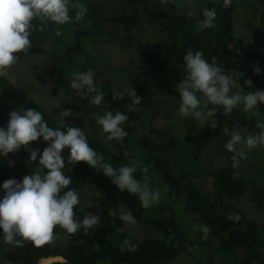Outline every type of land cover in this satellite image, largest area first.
Returning a JSON list of instances; mask_svg holds the SVG:
<instances>
[{"label":"trees","instance_id":"obj_1","mask_svg":"<svg viewBox=\"0 0 264 264\" xmlns=\"http://www.w3.org/2000/svg\"><path fill=\"white\" fill-rule=\"evenodd\" d=\"M97 1L79 0L87 7L86 14L79 21L75 19L76 9L71 6L70 23L57 24L44 18L34 19V28L29 37L31 47L26 53L47 55L48 43L54 41L57 49L51 54V73L57 85L84 98H92L95 93L73 89L70 82L77 72L92 70L95 74V87L103 93V100L98 105V114H93L95 110L90 109L95 108L94 104L87 102L85 115L92 119L100 118L108 111L113 114L120 111L128 117L121 125L128 134L118 140L120 144L117 143L118 150L114 152L117 153L116 156H110L107 147L85 129L84 124L87 122L81 120L79 128L83 130L87 143L94 151L113 157L109 163L114 168L131 165L135 161L137 170L134 176L140 182H146L151 190L153 188L161 191L160 199L149 208L142 207L137 195L129 194L126 190L120 192L111 180L103 175L102 170L90 168L84 162H77L70 168L69 150L65 148L62 153L65 160L62 172L72 178V183L68 188L62 189L60 195L69 189L82 192L88 183L93 182L99 189L95 198L100 217L98 225L87 230L81 227L74 234L67 233L57 225L53 231V239L40 247L34 246L30 241H24L22 247L8 243L0 229V264H41V260L56 256L62 257L70 264H165L174 261L182 253H187L204 264H264V223L246 219L244 212L236 211L228 204L241 198L251 183L255 210L264 211V187L260 185L264 180V146L252 149L245 147V158L240 159L243 165L236 168L227 164L217 170L214 176L209 177L212 178L209 192L205 191L202 182H190L186 189L177 180L178 176L175 173L173 175L170 164L172 162L174 171L186 168L182 175L188 171L191 176L201 179V169L199 171L195 168L196 162L189 161L190 157L197 149L211 146L213 143L219 145L218 149L227 152L225 144L229 138L223 129L228 126V131L231 132L234 125L238 130L239 127H247L249 118L246 111L236 107L225 115L222 106L209 104V107L216 108L217 112L213 117L217 121L215 129L206 124L202 132L185 138L183 145L177 147V142L170 140L168 145L163 147L153 133L151 136L145 132L144 127L148 121L154 133H165L164 135L169 136L166 131H156V120L161 117L153 111L148 112L145 107L137 111L133 108L146 103V90L135 83L122 96L113 100V94H118L114 89L115 82L98 67L94 68L92 62H99L97 41L113 39L123 45L121 36L114 34L115 29L121 26L124 33L129 34L139 26L141 19L146 17L152 21L156 20L162 27V32L166 34L164 39L157 42L147 59L149 63H153L159 77L167 69L160 56L172 58L175 63L184 65L183 57L188 49L193 52L201 51L209 63L215 56L219 66L230 73L232 68H235L236 61L262 56L260 52L247 48L242 36L238 33L235 35L234 19L238 0H231L228 7L224 6V0H189L195 3L191 15L165 9L157 4V0H152L153 3L146 0H119L118 8L111 7L112 0H102L104 3ZM257 1L264 9V0ZM205 8L214 9L217 16L212 28L200 31L198 22L203 19L202 10ZM41 28L44 30L41 31ZM14 55L18 56L19 53ZM0 84V127L7 125L11 111H19L24 107L39 111L49 127L65 130L55 115L43 108L26 89L10 84L3 77L0 78ZM262 86L264 87V83L260 87ZM133 88L137 96L142 98L139 105L133 104ZM175 99L177 100L178 96ZM260 106L264 107V104ZM260 109L263 112L261 115L255 116L252 113L256 121H264V108ZM38 139L41 141L39 146L30 142L28 147L42 152L47 147V142L42 137ZM18 152L24 163L16 169L0 154V199L4 196L2 185L6 180L16 179L21 182L25 175L39 172L43 176L47 172V169L39 164V157L37 161L29 160V153L24 146H21ZM229 155L232 156L233 153L229 152ZM226 158L231 159L229 156ZM137 162H141L142 167H147L148 171H141ZM245 172L247 184L243 175ZM253 176L258 178L251 180ZM206 179L208 178H204ZM83 206L79 197V203L74 206V218L78 222H82L86 215ZM121 207L129 209L136 222L143 225L144 239L125 232L126 222L120 219L119 213ZM181 212L188 215L184 214L181 218ZM231 214H236L239 218L233 216L230 219ZM186 216H189V219ZM201 224L210 229L206 239L202 238L205 234L196 227ZM59 234L68 239L65 246L58 244ZM125 241L128 243L125 244ZM239 250L245 251L243 259H240Z\"/></svg>","mask_w":264,"mask_h":264},{"label":"clouds","instance_id":"obj_2","mask_svg":"<svg viewBox=\"0 0 264 264\" xmlns=\"http://www.w3.org/2000/svg\"><path fill=\"white\" fill-rule=\"evenodd\" d=\"M168 2L169 0H162L163 5ZM230 4L231 0H224L225 7ZM70 6L76 9L75 19L77 21L81 20L87 12L86 5L80 3L79 0L76 2L73 0H0V76L5 75L4 69L18 61L19 57L14 55L15 53H26L31 47L29 37L34 28L32 21L44 18L57 24L70 23L72 20V17L69 16ZM202 16L203 19L198 22L199 30L212 28L217 16L216 11L205 8L202 10ZM183 60L186 75L178 84L174 82V90L180 95L179 113L186 118L190 117L198 121L201 129L206 124L212 129L217 127V121L213 119L217 113L216 108H210L209 104L222 106L225 115L231 113L238 105H243L244 110L249 111L255 110L258 103L264 104V90L247 93L244 91L242 93L234 92L233 90L237 87L242 89L237 82L236 75L241 76L243 73L227 72L224 67L219 66L215 56L209 63L201 51L193 52L188 49ZM253 69L254 74H260L258 66L254 65ZM94 75L90 69L85 72H77L72 78L70 86L73 89L95 93L90 103L99 105L103 100V93L95 87ZM244 83L245 86L252 87L250 79L245 80ZM133 84L134 82L131 87ZM168 85L172 87L173 84ZM126 91L121 94L114 93L113 100L122 96ZM174 95L177 96L175 93ZM131 96L134 105L141 103L142 98L137 96L134 88ZM73 115L71 109L61 111L57 119L65 130L53 129L48 126L39 111L34 108L21 107L19 111H11L8 114L7 125L0 127V154L7 156L8 153L17 152L21 146H24L29 153V160L37 161L39 157V164L47 169L43 176L37 172L25 175L21 182L16 179H8L3 183L4 196L0 199V229L3 231L6 242L22 247L24 241H30L34 246L40 247L53 239V231L57 225L67 233L74 234L81 227L87 230L99 223L100 217L91 213H86L82 222H78L74 218V206L79 203L78 194L74 189H69L60 195L61 190L68 188L72 183V178L65 176L62 172L65 167L62 153L65 148L69 150V163L74 166L77 162H84L90 168L102 170L103 175L109 178L120 192L126 190L129 194L137 195L142 207L149 208L159 201L161 196L159 190H151L147 183L142 184L134 176L137 170L135 161L131 165L114 168L111 163L104 160L102 154H98L89 146L82 129L66 126L64 118ZM127 119V115L120 111L115 114L108 111L98 118L96 123L104 133L108 134L107 140H122L128 134L121 127ZM255 126L259 131L255 134L248 132L246 136L241 135L243 129L240 127L238 130L234 125L231 132L227 127H224L223 132L230 136L225 148L228 152L233 153L231 157L233 167H237L240 159L245 158V147L252 149L264 146V121L257 122ZM165 130L164 123L163 127L156 128L157 132ZM39 137L47 142V147L42 152L39 149L28 147L30 142L37 141ZM195 168L200 169L197 166ZM141 171L146 173L148 168L142 167ZM181 171L182 175L183 170ZM201 172L204 173L202 170ZM182 176L184 179L187 177L188 185L190 182H197L200 179L197 176H191L188 171ZM199 176L204 186V182L207 180L204 178L208 177L206 173ZM179 179L178 176L177 180L179 181ZM181 185L187 189L188 185L183 182ZM204 188L206 187L204 186ZM209 189H205V191ZM233 216L236 219L239 218L236 214H231L229 218L231 219ZM120 219L129 224L136 223L135 217L130 212L121 213ZM196 227L205 234L202 238L206 239L210 229L203 224ZM17 237L20 239H16ZM127 243L125 241V244Z\"/></svg>","mask_w":264,"mask_h":264},{"label":"rangeland","instance_id":"obj_3","mask_svg":"<svg viewBox=\"0 0 264 264\" xmlns=\"http://www.w3.org/2000/svg\"><path fill=\"white\" fill-rule=\"evenodd\" d=\"M146 1L153 3L152 0ZM94 2H96V0H94ZM97 2L104 3L102 0H98ZM112 2L113 4L111 7H120L119 0H112ZM237 2L238 7L236 18L234 19L235 35L238 33L242 36L241 38L244 39L246 47L260 52L262 56L252 60L236 61L235 68L233 67L230 73H243L241 76H239V74L236 75L237 82H239L242 89L237 87L233 91L239 93L244 91L247 93L249 91L255 92L257 90H264L263 86L260 87L264 83V9L259 6L260 4L257 0H238ZM157 4L165 9L173 10L186 15H191L195 8V3L190 2L189 0H169V2L164 5L162 0H157ZM114 34L121 36L123 39V45H119V42H115L113 39L112 41H97L96 44L98 45L100 63L94 61L92 62L95 65L94 68L98 67L99 70L101 69L103 73L115 82L114 89H116L117 93L121 94L129 89L133 82L146 90V103L139 108L136 107L135 109L137 111L145 107L148 112L153 111L158 117H161L156 120L158 121L157 123L154 121V124L156 123L155 127L157 129L161 128L164 123L166 128L165 131L169 134V136L164 135L165 133L162 135L154 133L152 125H150L148 121L144 124L145 132L150 133L151 136L153 133V136L163 147H166L170 140L177 142L178 147L179 145H183L185 143V138L191 137L194 133L202 132L206 125L201 129L198 121H195L190 117L186 118L179 113L180 95L176 90H174V82H177L176 84H178L186 75L183 65L175 63L172 58L160 56V59L165 61L167 69L162 72L161 77H159L158 73L154 70L153 63H149L147 61L148 55L154 51L157 42L166 37V34L162 32L160 24L156 20L152 21L144 17L141 19L139 26L134 28L131 33L125 34L120 26L115 29ZM56 49L57 44L54 41H51L48 43L47 55H30L25 52H20L18 55V61L11 67L4 69L5 75L0 76V78L3 77V79L10 84L26 89L43 108L53 113L56 118L59 116L61 111L71 109L74 115L64 118L66 126L79 128L81 120L87 122L84 124L85 129L98 138L107 147L110 156H116L115 154L117 153L114 152H116V149L118 150V144H120V142L115 139L111 141L107 140L106 137L108 134L104 133L102 128L96 123L98 118L91 119L85 115L84 109H86V103H90L91 98H84L78 94L70 93L57 85L55 78L51 73L53 64L51 54H53ZM102 61L103 63H101ZM254 65L260 68L259 75L254 74ZM249 79L252 81L251 88L245 86L244 83L245 80ZM168 84H173V88ZM258 85L259 87H256ZM174 93L178 96L177 100L175 99L176 97ZM94 106L95 108L90 109L95 110L93 114H98V105ZM237 108L245 111L240 105H238ZM260 108L264 107H261L258 103L255 109L258 112L255 110L246 111L249 120L248 126L241 131L242 136H246L248 132L255 134L259 131L255 125L257 122L261 121H256V119L252 117V113H254L255 116L261 115L263 112ZM222 123L226 125L224 121ZM228 138L230 139V136H228ZM33 142L38 146L41 144L39 139ZM175 148L173 149L175 150ZM218 148L219 145H216V143H213L211 146H206L200 150L194 148L197 150L189 159L192 163L196 162V166L206 173L208 179L204 184L206 187L205 189H209V186L211 187L212 178L209 177H212L216 170L223 168L227 164L233 166L232 159L227 160L226 158L227 156L232 157L229 155L227 149L225 148L228 153ZM98 154H102L106 162L113 159V157L111 158L105 153ZM5 158L15 169L24 163V159L18 151L8 153ZM137 164L139 165V168H142L143 164L141 162H137ZM170 164L172 166V171L180 177L179 183L181 184L183 182V184L188 185L189 181L187 177L184 179L181 175L182 171L179 169L174 171L172 162H170ZM239 165L243 164L239 162ZM71 167H73V165L70 163V168ZM243 168L245 169L244 166ZM183 170L187 169L185 168ZM243 175L247 184V172ZM256 178H258V176H253V178L251 177V180H255ZM193 181H196V179H193ZM197 182H202V179L197 180ZM260 185L264 187V180L261 181ZM152 190L156 191L153 188ZM246 190L247 191L241 198L231 201L228 204L233 206L236 211L244 212L246 219L259 224L264 223V211L261 210L262 212H260L255 210L254 201L252 199L254 196L251 195V183L249 188ZM79 191H77V194L81 198L85 212L99 216L97 203L95 202V198L99 193L97 186L91 182L88 183L82 192ZM159 192L161 193V191ZM207 192H209V190ZM227 201L228 200H226V202ZM124 212H130V210L124 207L119 208L120 215ZM184 214L187 213H183L181 218H183ZM186 218L189 219V216H186ZM97 225L93 227H96ZM143 230V225L138 222L135 224L126 223L125 232L135 236L136 238H145ZM57 236L60 237L58 244L65 246V243L68 241V239L64 237L65 235L59 234ZM244 254V250H239L240 259L244 258ZM58 257L59 256L47 258L52 259L50 263L45 262L43 259L41 260V264H70L66 263L62 257ZM166 264L204 263L190 257L187 253H182L176 260Z\"/></svg>","mask_w":264,"mask_h":264},{"label":"bare ground","instance_id":"obj_4","mask_svg":"<svg viewBox=\"0 0 264 264\" xmlns=\"http://www.w3.org/2000/svg\"><path fill=\"white\" fill-rule=\"evenodd\" d=\"M58 258H61V257H58ZM44 260L45 262L50 263L52 259H44Z\"/></svg>","mask_w":264,"mask_h":264}]
</instances>
